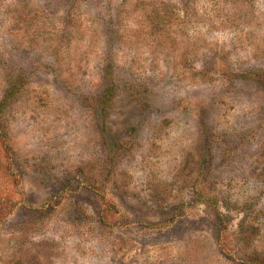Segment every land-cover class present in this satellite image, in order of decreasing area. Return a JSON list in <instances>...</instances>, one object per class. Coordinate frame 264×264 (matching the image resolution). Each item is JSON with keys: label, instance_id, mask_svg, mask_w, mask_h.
<instances>
[{"label": "rangeland", "instance_id": "374dc122", "mask_svg": "<svg viewBox=\"0 0 264 264\" xmlns=\"http://www.w3.org/2000/svg\"><path fill=\"white\" fill-rule=\"evenodd\" d=\"M2 102L0 264H264V0H0Z\"/></svg>", "mask_w": 264, "mask_h": 264}, {"label": "trees", "instance_id": "16d2710c", "mask_svg": "<svg viewBox=\"0 0 264 264\" xmlns=\"http://www.w3.org/2000/svg\"><path fill=\"white\" fill-rule=\"evenodd\" d=\"M105 75L106 76L111 75V71L110 72L108 71V73H106ZM110 85L107 84V86L105 87V90H104V96L105 97H104V99H109L112 96V94H113L114 85H111V86ZM7 92H8L7 98L5 96V99H8V98L12 97L13 95H15L17 90L15 88L11 87V89H9ZM3 105H4V102L0 103V109L2 108Z\"/></svg>", "mask_w": 264, "mask_h": 264}]
</instances>
